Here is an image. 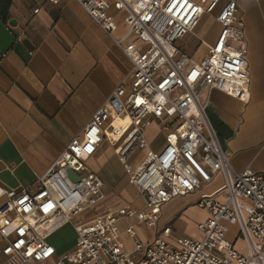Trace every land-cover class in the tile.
I'll list each match as a JSON object with an SVG mask.
<instances>
[{
	"label": "built area",
	"instance_id": "1",
	"mask_svg": "<svg viewBox=\"0 0 264 264\" xmlns=\"http://www.w3.org/2000/svg\"><path fill=\"white\" fill-rule=\"evenodd\" d=\"M77 1L113 37L133 67L83 132L37 178V186L24 187L0 206V234L5 239L0 254L10 264H264V173L251 165L235 169L200 99L202 89L210 86L242 100L251 96L246 24L237 0L221 6L222 0H115V7L127 12L128 30L121 37L113 34L117 24L108 0ZM211 13L221 30L213 42L201 40L207 51L195 59L177 40ZM119 117L128 118V123L116 139L121 130L114 122ZM153 124L165 134L159 148L147 137ZM104 141L115 147L144 200L141 208L102 206L105 182L86 161ZM219 172L223 187L199 200L210 213L198 224L203 237L180 233L172 240L171 225L160 223L164 204L211 182ZM89 210L86 218L78 219ZM118 210L136 217L126 229L134 239L132 248L125 246ZM231 222L239 225L246 252L227 237ZM68 224L77 234L76 243L59 251L52 237ZM141 224L155 229V235L142 240L137 231Z\"/></svg>",
	"mask_w": 264,
	"mask_h": 264
},
{
	"label": "crops",
	"instance_id": "2",
	"mask_svg": "<svg viewBox=\"0 0 264 264\" xmlns=\"http://www.w3.org/2000/svg\"><path fill=\"white\" fill-rule=\"evenodd\" d=\"M225 1L222 0L219 6ZM114 3L115 0H108V10L117 24L113 34L121 37L128 30L127 12L123 8L117 9ZM237 3L246 24L251 96L242 100L210 86L202 89L200 99L235 169L240 171L251 165L254 170L264 173V0H237ZM9 13V19H16L17 24L10 25L9 19L4 22L16 33L17 40L7 51L0 49V206L24 187L37 186V178L52 167L74 136L83 132L94 112L130 75L133 67L124 50L77 0L58 3L13 0ZM220 30L218 24L213 40ZM24 37L29 38L34 49L26 47L22 42ZM204 46L206 49L200 56L191 55L200 59L207 51ZM160 136L162 143L163 130ZM98 148L86 164L105 182L106 200L102 206L119 209L122 205L132 204L141 208L144 200L129 181V174L115 153V147L104 141ZM143 150L147 151L146 148ZM139 152L134 163L142 158L143 154ZM224 184V176L219 172L211 182L164 204L160 223L171 225L172 240L180 233L193 238L203 237L198 224L210 213L199 200ZM217 198L222 196L217 195ZM118 214L125 246L132 248L134 239L126 232L129 217L121 210ZM236 224L227 223V237L234 241L238 250L246 252L240 230L234 231ZM62 228L72 234L70 241L57 245L59 251H66L75 245L77 234L71 224ZM137 231L144 241L156 233L146 224L138 225ZM4 244L5 239L0 234V249ZM0 264H10L2 253Z\"/></svg>",
	"mask_w": 264,
	"mask_h": 264
},
{
	"label": "rangeland",
	"instance_id": "3",
	"mask_svg": "<svg viewBox=\"0 0 264 264\" xmlns=\"http://www.w3.org/2000/svg\"><path fill=\"white\" fill-rule=\"evenodd\" d=\"M217 29H218V24L216 23V20H215V14L214 13L208 14L204 16L203 21L201 22L200 26L196 30H194L193 32L187 34L186 36L182 38H179L177 40V43L185 47L186 50L190 54L195 53L196 56H200L206 49L204 45L200 44L201 40L207 43L213 42L214 41L213 37ZM147 129H148L147 137L149 141L151 142V145L154 148H159L161 144L160 133L162 130L160 129V127L157 128L155 125H151ZM140 152L143 155L145 153L144 150H141ZM143 155L141 157H143ZM90 212L91 210L87 211L84 214L78 215V219L86 218L85 215L89 214ZM128 221L134 222L136 221V217L135 216L129 217ZM191 228L192 227L190 226V229ZM238 229H239V225L236 224L234 227V231L237 233L239 231ZM185 231L186 233L189 234V231L187 229ZM71 239H72V234L66 228L59 229L58 233L54 234V236L52 237V241L55 245H59L60 243H63V242L67 243Z\"/></svg>",
	"mask_w": 264,
	"mask_h": 264
},
{
	"label": "water",
	"instance_id": "4",
	"mask_svg": "<svg viewBox=\"0 0 264 264\" xmlns=\"http://www.w3.org/2000/svg\"><path fill=\"white\" fill-rule=\"evenodd\" d=\"M10 25H16L17 20L14 18L9 19L8 22ZM17 40L16 33H14L12 30L9 29L8 25L0 19V49L2 51H7L10 49V46H12ZM22 42L28 47L29 49H34V46L30 42L28 37H24L22 39ZM70 176L74 180H78L79 177L72 169L68 170Z\"/></svg>",
	"mask_w": 264,
	"mask_h": 264
},
{
	"label": "trees",
	"instance_id": "5",
	"mask_svg": "<svg viewBox=\"0 0 264 264\" xmlns=\"http://www.w3.org/2000/svg\"><path fill=\"white\" fill-rule=\"evenodd\" d=\"M13 0H1L0 3V19L7 21L10 17L9 9Z\"/></svg>",
	"mask_w": 264,
	"mask_h": 264
},
{
	"label": "bare ground",
	"instance_id": "6",
	"mask_svg": "<svg viewBox=\"0 0 264 264\" xmlns=\"http://www.w3.org/2000/svg\"><path fill=\"white\" fill-rule=\"evenodd\" d=\"M116 127H120L121 132L120 133H115V138L116 139H120L121 135L124 133V128L128 123V118H125L124 120L119 117L118 119H116V121L114 122Z\"/></svg>",
	"mask_w": 264,
	"mask_h": 264
}]
</instances>
